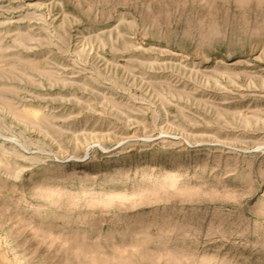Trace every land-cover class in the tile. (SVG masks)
Segmentation results:
<instances>
[{"label": "rangeland", "instance_id": "1", "mask_svg": "<svg viewBox=\"0 0 264 264\" xmlns=\"http://www.w3.org/2000/svg\"><path fill=\"white\" fill-rule=\"evenodd\" d=\"M0 264H264V0H0Z\"/></svg>", "mask_w": 264, "mask_h": 264}]
</instances>
